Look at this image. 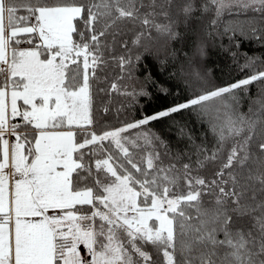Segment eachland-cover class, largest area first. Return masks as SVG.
I'll list each match as a JSON object with an SVG mask.
<instances>
[{"label": "snow or ice", "instance_id": "6c2138e0", "mask_svg": "<svg viewBox=\"0 0 264 264\" xmlns=\"http://www.w3.org/2000/svg\"><path fill=\"white\" fill-rule=\"evenodd\" d=\"M128 24L143 53L122 40L125 55L109 57ZM153 30L164 59L142 44ZM216 34L243 78L217 84L194 68L169 89L148 72L121 92L138 116L95 118L93 82L109 58L135 80L149 56L160 68L177 58L170 43L203 60ZM252 40L264 45V0H0V264H264V90L261 116L240 110L264 83V57L239 51ZM150 86L179 92L149 111L139 106ZM185 111L206 125L200 136L176 122L175 142L155 129Z\"/></svg>", "mask_w": 264, "mask_h": 264}, {"label": "trees", "instance_id": "16d2710c", "mask_svg": "<svg viewBox=\"0 0 264 264\" xmlns=\"http://www.w3.org/2000/svg\"><path fill=\"white\" fill-rule=\"evenodd\" d=\"M145 5L150 3V0H144ZM158 5L164 4L165 0H156ZM158 23H164L162 19H157ZM222 25L216 30L217 33L222 32ZM206 32H211V29L206 27ZM139 31V25L128 24L123 26L122 35H117L115 42L109 37L108 44L110 46V56L119 57L125 55V50L121 47L122 40L129 41V47L132 49V54L136 55L137 52L143 53L144 49L140 47L133 46L131 44L132 39H134L135 34ZM153 39L150 41L147 38L142 40V44L145 47H150L152 52H160L161 59H164V48L163 42L156 38V33L153 30ZM237 39H240L237 37ZM206 56L203 60L195 61L192 64L188 60L183 59L184 54L191 55V50L188 48L184 49V53H180L181 44L170 43L169 51L172 49L177 50L178 56L176 59L169 58L167 60V65L164 68H160L157 65V61L149 56L147 60H142L140 62L141 66L137 68L134 73L135 80H130L127 76H122L118 63L116 61L108 59V63L104 67L97 71L98 79L93 82L94 91V115L95 118L101 123H108L111 125H117L120 121L125 118H132L133 116H138L139 113L136 111L135 107H128L129 100L128 97L122 95L121 92L124 91V86L127 85L129 90L131 86L137 81H143L145 75L150 72L152 77L155 79L158 86L167 87L169 89L174 88L175 85L182 84L183 80L191 79L193 69H197L201 74L207 73L209 79L214 83L230 82L235 79L243 78V74L240 72L237 64L233 61L231 52H236L237 49L232 47L230 51L226 49L229 47V40L227 36L216 34L208 36L206 39ZM241 53L246 52L249 56H262L264 57V45L255 40L243 41L242 46L239 49ZM239 63L243 64L242 57H238ZM258 68L264 67V65H257ZM170 73H174V77L169 81ZM120 78V79H118ZM112 83H117L120 91H109ZM104 89V91H100ZM264 90V83L256 82L249 86L247 94H241L240 96V110L248 113L252 118H257L261 116V107L259 104H254L253 101L259 98V93ZM150 91L153 96L148 100L142 101L139 107H143L144 104L148 105L149 111H157L164 107L169 106L173 102V97L179 92L176 89L171 95L161 94L158 91L157 86H150ZM104 107L109 108L107 114L104 113ZM252 111L249 113V108ZM176 122L179 125L186 126V130L192 131L196 136H200L206 125H202L200 120L189 112H181L176 114L171 118V120H165L163 122L155 124V129L162 132L166 137L170 138L175 142V130L173 129L171 135L168 132L169 125ZM211 141V138H209ZM200 141L197 140V143Z\"/></svg>", "mask_w": 264, "mask_h": 264}]
</instances>
